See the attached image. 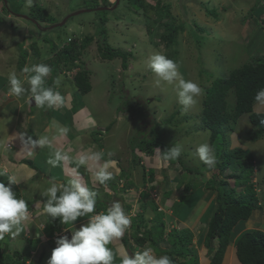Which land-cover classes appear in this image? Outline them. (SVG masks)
Listing matches in <instances>:
<instances>
[{
	"label": "rangeland",
	"instance_id": "374dc122",
	"mask_svg": "<svg viewBox=\"0 0 264 264\" xmlns=\"http://www.w3.org/2000/svg\"><path fill=\"white\" fill-rule=\"evenodd\" d=\"M109 1L112 3L114 0ZM145 1L151 5L154 4L151 0ZM3 2L6 3V0ZM162 2L170 5L171 14L177 19V23L183 25V31L181 30L177 34L175 46L172 48L176 51L174 58H169L170 51L164 47V42L160 39L165 30L163 26H159L155 22V16L152 13L144 15L141 10L136 12L131 10L124 0H121L114 10L79 14L70 17L63 26L51 29H46L45 26L57 25L68 15L85 10L84 1L33 0V5L29 8L26 7L25 0H7L13 15H9L8 10L7 13L4 12L0 6V74L8 76L10 71L15 70L18 77L21 79L23 77L24 80L26 75H31L23 73L25 67L30 68L37 64L36 61L51 58L52 54L60 51L63 45L69 43V40H77L80 43L86 35L96 36L99 31L97 30V28L99 29L98 20L106 18L108 22H106L104 36L107 35V43L123 52L132 53V57L128 59L127 71H122L120 58L112 61L100 58L97 50L99 41L95 37V40L87 46L80 58L83 68L89 72L91 92L83 96L77 92L73 76L79 70L78 68L66 73L62 71L57 75L61 78L59 86H56L53 81L52 87L60 93L63 91L65 94H69L71 108L68 110L64 105L56 106L57 112L54 107L40 108L31 105L28 98L26 101L28 110L22 111L29 113L27 127L35 130V127H39L42 122L46 121L45 119L49 123L56 119L67 123L72 117V113L83 108V115L87 122L91 125L95 123L99 128L91 137L86 136V138L90 142L96 143L99 148H103L107 154H122L126 159L131 160V166L138 165L139 161L135 159V155L140 158V154L143 153L139 152V149L144 140L150 139L157 133L167 148L176 145L182 146L181 156L177 160L180 159L185 167L200 173V175H190L189 180L206 186L205 184L212 177V171L216 165L209 167L196 155V149L200 144L209 143V131L201 127L199 119L204 89L209 88L214 79L225 78L231 71L252 63L253 58L260 56L264 58V25L261 23L264 19V0H162ZM35 6L51 15L54 18L53 23L50 21L38 22L40 24V29H38L37 22L28 20V18L31 19L28 13L31 14L32 8L35 9ZM165 22L163 21V23ZM101 37L98 35V38ZM19 44L28 54L23 67L22 63L18 64L21 59L18 57H21V53L17 52L16 46ZM30 45L32 46L30 47ZM155 52H161L169 59L173 58L178 65L179 74L185 80H192L202 88L203 95L195 106L189 107L185 111L184 106L178 102L174 88L164 81H157L147 64L148 58ZM201 70L205 73L202 72V74ZM26 82L27 80L24 81L23 86L25 89H29L30 85ZM28 92L30 91H26L21 96L23 98L15 97L12 94L6 100H2L0 97V109L9 99H17L22 102L27 95H30ZM226 101L228 110L232 109L234 106L232 92L228 93ZM11 109L12 105L9 104L0 110V137L5 128L10 127V124L14 125V121H16ZM253 112L259 114L264 112V98L254 105ZM234 130L233 134L225 133L227 149L241 148L246 154H249L250 160L241 161L240 167L246 176L249 173L250 164H252L253 173L247 180L252 185L254 183V187L258 190L257 195L263 197L264 200V137L256 142L248 141L246 134L252 130V126L248 122L247 115H243L237 120ZM35 137L36 135L33 134L32 139L34 140ZM3 138L4 136H2ZM3 143L0 139V149L3 147ZM155 151L156 154L159 153L158 149ZM142 162L144 161L142 160ZM140 166L138 168L142 170ZM144 169L150 170L146 165H144ZM159 170L163 173H160ZM159 170L157 185H153L155 192H152L157 195V198L151 201L161 208L158 211L163 214L166 232L163 238H166L172 230L186 228L183 224L185 221H195L199 214L195 210L198 203L208 196L206 199L210 198V201L207 206L210 207L216 192L198 189V194L196 193L191 198L188 197L184 207L181 210H176L173 215L170 209L172 201L164 194L168 189H172L171 197L176 200L180 190L182 193L183 189L180 185L182 183H178L176 178L181 177L179 180H184L185 176H183L184 173L180 176L181 165L179 163L169 166L162 158ZM233 172L235 171L231 165L225 173L233 174ZM144 174L147 176L146 172ZM234 179V177L233 179L226 178L230 183L234 182ZM189 180H186L185 184ZM127 194L129 195V193ZM111 198L113 199V197ZM138 206L140 207L141 204ZM261 209L264 216V202L257 210ZM153 213L155 216V210ZM205 213L207 214V212L201 214V218H199L202 220H198V224H195L191 229L194 236L207 225ZM156 217L158 218L157 215ZM248 220L237 223L232 231V236L244 233L246 228L248 231H252V227H250L252 223ZM142 223L141 219L140 225ZM156 225V221L146 224L145 228L142 227L139 231L143 233L144 230L152 229V236L157 239L155 237L160 230H155ZM256 227V231L264 232V227L261 226V229L257 225ZM198 243L196 240L194 241V244L198 245ZM231 243L228 246L231 249L227 252V247L223 257L225 260H222V264H231L235 259L234 246ZM135 252L137 251L133 253ZM28 254L33 257V253L28 252ZM115 254H117L116 251ZM115 257L120 259L118 254ZM116 258L113 264H121ZM207 258L210 261V255Z\"/></svg>",
	"mask_w": 264,
	"mask_h": 264
},
{
	"label": "trees",
	"instance_id": "16d2710c",
	"mask_svg": "<svg viewBox=\"0 0 264 264\" xmlns=\"http://www.w3.org/2000/svg\"><path fill=\"white\" fill-rule=\"evenodd\" d=\"M83 1L84 7L91 10L90 12H94L92 10L99 7L111 8L115 4V0L112 3L109 0ZM124 1L135 12L141 10L144 15L152 13L155 16V22L159 26H163L165 30L160 39L164 42V47L170 51L171 56L169 55V58H174L176 51L172 50V48L175 46L177 34L181 30L183 31V25L177 23V19L171 14L170 5L164 4L162 0H151L154 2L153 5L145 0ZM0 6L4 12L7 13L8 10V14L13 15V12L10 11V6L7 4V0L6 3L0 0ZM28 15L31 17L28 20L34 23L37 22L36 26L38 29H40L38 22L44 23L54 20L51 15L38 6H35V9L32 8V13H28ZM163 21L168 23L165 24ZM106 22H108L106 18L98 20L99 29L97 28V30L99 31L96 36L86 35L80 43L77 40H70L68 44L62 46L60 51H56L54 55L52 54L51 58L36 61L38 64H47L52 69L51 75L45 82V86L52 87L53 81L62 71L71 72L73 69L78 68L79 70L73 76V83L77 92L82 96L91 92L92 87L89 72L83 68L80 58L87 46L95 40V37L99 41L97 50L100 58L107 61L120 58L122 71H127L128 59L132 57V53L123 52L107 43V35L104 36L106 34ZM261 23L264 25V19ZM45 28L51 29L48 26H45ZM98 35L102 37L98 38ZM76 43L78 44L76 45ZM18 46H16V50L18 53H21V57H18L19 59L21 58L18 64L21 65L22 63L23 67L28 54L22 49V45L19 44ZM173 58L172 60H174ZM253 60L252 63L231 71L225 78L214 79L210 87L204 89L201 102L200 124L202 128L209 131V144L215 149L217 156L216 168L212 171V177L205 184V191L216 192L213 204L206 211L207 214L205 213L207 225L203 241L207 255H210L209 264H222L225 251L232 242L231 237L234 227L241 221H247L252 212L259 208L258 198L254 192L253 185L247 180L253 173L252 164H250L249 173L246 176H244V170L240 167L241 161L250 160L249 154H246L241 148L228 150L225 140V133L233 134L237 120L243 115H247L248 122L252 126V130L246 134L248 141L256 142L264 137V112L261 114L253 112L254 105L263 99L258 100L257 94L264 89V58L260 56L253 58ZM202 72L203 70H201ZM229 92H232L234 95V106L230 110L227 108L226 101ZM157 149L159 150L157 155L162 158V152L167 147L159 134L155 133V136L144 140L139 152L146 156H152L156 153L155 150ZM135 159L139 160L136 155ZM167 163L170 165L179 163L181 165L180 172H187L188 176L192 174L200 175L199 172H195L196 170L185 167L180 159ZM231 165L235 172L233 174L225 173ZM207 170L209 171L210 169L208 168ZM146 174L149 176V181L151 182L153 178L152 172L147 170ZM233 177L235 178L234 182L230 183V181L226 180V178L233 179ZM0 182L8 186L10 184L8 175H1ZM107 183L109 184L110 182L108 181ZM199 185L198 182L189 180L184 186V195L179 198L178 202L171 205V213L173 215L176 210H181L184 207L188 197L191 198L196 194ZM11 188L17 198H20V193L15 183L11 184ZM164 195L168 197L166 192ZM143 197L144 200L147 199L148 194L144 192ZM153 210L156 213L154 222H157L155 230H160L157 237H155L157 239L153 238L152 229L144 230L143 233L139 231L140 228H145L147 221L142 215L137 216L134 219V223H136L137 231L140 232L139 234H142V236H139L137 232V235H135L134 242L137 246L143 247L148 243L153 248L156 256L168 255L172 259L173 264H198V259L192 245L194 237L192 231L188 228L172 230L166 238H163L166 235L163 214L158 211L155 204H153ZM141 219L143 221L142 226L140 225ZM60 224L61 222L58 217L51 221V224L47 228L50 237L54 231L60 229ZM122 243L129 251H132L131 246L128 245L127 238L122 239ZM160 243L166 244L167 247L165 249L159 248ZM32 246H35V244L30 243L28 251ZM28 251L26 253L14 252L12 255H8L6 254L8 249L0 247V264H26L29 257ZM234 258L235 264H264V232L252 230L238 235L234 241ZM30 264H41V262L39 259L36 263Z\"/></svg>",
	"mask_w": 264,
	"mask_h": 264
},
{
	"label": "crops",
	"instance_id": "0c3cea01",
	"mask_svg": "<svg viewBox=\"0 0 264 264\" xmlns=\"http://www.w3.org/2000/svg\"><path fill=\"white\" fill-rule=\"evenodd\" d=\"M7 77V75L3 76L0 74V89H3L0 90V92H3V94H0L2 100H6L11 94ZM25 80L26 78L24 81ZM61 95L64 97L63 105L69 110L71 108L69 94H65L62 91ZM28 98L30 99V95H27L26 98L22 100V102L17 101V99H9L4 103L3 107L6 108L9 104L12 105L11 112L14 115L16 121H14V125L10 124V127L5 128V131L2 134L4 138L2 139V136L0 137L1 141L4 142L3 147L0 149V173L7 174L8 176H16L18 183H15V185L19 190L20 199H24L28 204L29 215L26 220L22 221L19 226L13 229V231L16 233L15 235L10 233L5 234L4 239L0 240V247L7 248L8 252H6V254L12 255L14 252L26 253V251H28L29 244L33 243L35 246L30 247L31 249H29L28 252L33 253V259H40L41 264H47L52 250L57 246V244H55L56 242L53 240L51 241L50 239L54 236V233L50 237L49 230L47 229L54 218L47 216L43 212L44 206L48 201V197L44 195V192L48 187H50V182H54L58 186H61L70 184V181L73 179H79L87 187L97 192L96 213L106 212L107 208L110 207L113 202L118 201L121 203L126 215L129 216L131 223L126 230L124 237L129 238L128 245L131 246L132 251H129L123 245L121 240L122 237L113 240L109 245H107V247L112 249L114 254L115 251L117 252L118 256L120 257V259L115 257L117 261L121 262V254L125 251L131 255L134 251H142V248L150 247L148 243L143 247H138L134 242L135 235H137V232L138 235L140 233L137 231L134 219L137 218V216L142 215V217L147 218V224L154 223L153 204L155 203L151 201V197L149 199L147 198L143 200L144 193L142 191L148 192L149 194L151 192H155V187H153V185H157L158 182V170L160 169L161 157L156 153H154L152 156L140 154L141 157L138 160L139 164L131 166V160L128 158L126 159L122 154H107L103 148H99L96 143L90 142L88 140V138L97 131L96 129L99 128L95 123L94 125H91L87 122L86 117L83 115V108H80V110L78 109L75 113H72V117L67 123H64L63 121L60 122L57 119L52 121V123H49L48 120L45 119L46 123L42 122L39 127H35V130H32V128L27 127V121L29 120L28 111L26 113L22 112L28 107L26 103ZM5 104L7 105L5 106ZM54 108L57 111V108ZM62 128L68 129L66 134H62L60 132V129ZM28 132L30 133L28 134ZM21 134H24L23 137ZM33 134L36 135L34 140L40 138L41 136H47L51 141V145L42 148L37 147L35 149H32L30 145H25L24 139H26L28 136L33 137ZM86 136L88 138H86ZM56 150L65 152L70 157V159L68 161H61L59 166L53 167L48 163V160L54 156V152ZM91 152L103 153L101 160L98 162L99 165H102L104 162L109 160L116 161L115 167L109 168V171L113 173L114 177L113 179L109 180V184L106 183L101 185L95 180L94 172L98 170V167L93 164L92 161H89L88 165L86 166H81L78 164V160L81 155H90ZM142 160L144 162H142ZM167 164L170 166L169 163ZM139 165H141L140 167H142V170H139ZM144 165H146L153 174V178L150 183H148L149 176H145L144 174L146 172ZM159 172L163 173L161 170H159ZM182 175L185 176L184 180H179L181 177L176 178L178 183H182L180 185L183 188L182 193L180 190L176 200L172 199L171 197L172 189H168L166 191V194H168L167 198L172 201V204L178 202L179 198L184 195V186L187 184H185V181L190 179V175L188 176L184 171L180 172V176ZM119 182H122V186L124 185L122 189L119 188ZM104 186H106V188L103 189ZM200 188L205 189V186L200 184L198 189L200 190ZM125 189L128 190L129 195L123 194ZM198 191H196V193ZM199 193L203 194L201 192ZM111 197H113V199ZM206 197L208 196H205L195 208L197 211L196 213L199 212L196 220H189L183 223L186 228L191 230L195 224H198V220H202L200 219L201 214L206 212L209 208L207 205L210 201V198L206 199ZM260 202L263 203L264 200L261 199ZM139 204H141L140 207L138 206ZM261 211L262 209H256L252 212V217L249 219L252 223V225H250V227H252L251 230H256V225L259 226L260 229L264 227V216L262 215ZM135 212H137L136 217L131 215ZM89 218L90 217L78 218V220L74 222V227L71 229H68L67 226L61 223L60 229L54 232H62L64 234L66 233L68 238L71 239L72 233L76 229H79L82 224L87 223ZM246 230L248 231L247 228L244 229V231ZM205 232L206 227L203 229L201 228V230L198 231V234L193 237L192 242L196 256L199 259V264H209L207 250L204 247L203 241ZM240 234L241 233L235 236ZM235 236H232L231 244H233V246L234 240L236 238ZM48 239H50V241H48ZM195 240L197 243L199 241L198 245L194 244ZM163 244L161 243V247L159 248L165 249L166 244ZM229 249H231V247H228L227 252ZM117 254H115V256ZM33 263H35V261H33ZM235 263L236 262L234 260L231 262V264Z\"/></svg>",
	"mask_w": 264,
	"mask_h": 264
},
{
	"label": "clouds",
	"instance_id": "9594fccd",
	"mask_svg": "<svg viewBox=\"0 0 264 264\" xmlns=\"http://www.w3.org/2000/svg\"><path fill=\"white\" fill-rule=\"evenodd\" d=\"M25 5L30 8L33 5V0H25ZM147 64L157 81H164L174 88L178 102L184 106L185 111L198 103L199 98L203 95L202 88L192 80H185L179 74L178 65L174 60L167 58L161 52H155L148 58ZM51 72V67L43 63L35 64L30 68L25 67L23 73L31 74L25 77L28 85H30L29 89H25L23 86L24 80L18 77L15 70L10 71L7 78L11 94L15 97H21L26 91H30V100L34 101L37 107L53 108L62 106L64 97L61 93L54 90L53 87L45 86V81ZM60 81L61 78L57 77L54 84L59 86ZM261 98H264V89L257 94V99ZM67 131L66 128L60 129L62 134H66ZM21 135L23 137L24 134ZM24 144L35 149L50 146L51 141L47 136H41L36 140L28 136L24 139ZM181 152L182 146L180 145L167 148L162 152V160L165 163L175 161L181 156ZM196 155L200 161L209 167H214L217 164L215 149L209 143L200 144L196 149ZM102 156V152L81 155L78 164L86 166L89 161H92L98 167V170L94 172L95 180L104 185L114 178L109 168H114L116 161L109 160L99 165L98 162ZM69 159L70 157L65 152L56 150L48 163L53 167H57L61 161H68ZM0 175H3V173H0ZM8 179L10 181L8 186L0 182V240L4 239L5 234L15 235L13 229L26 220L29 215L27 202L24 199L17 198L11 188L12 183H18L16 176L9 175ZM123 187L122 182H119V188L122 189ZM253 189L260 207V200L263 197L257 195L255 187ZM127 193L128 190L125 189L123 194L126 195ZM44 195L48 197V201L43 212L51 218L58 217L60 222L68 229L74 227V222L78 218L90 217L87 223L82 224L79 229L72 233L71 239L68 238L66 233L53 232L54 236L50 239L56 242L57 246L52 250L47 264H113L115 254L107 245L115 239L127 238L124 237V234L131 223L121 203L115 201L107 208L106 212L96 213V197L98 194L79 179H73L69 185L61 186L50 182V187L46 189ZM159 208L157 207L158 210ZM132 214H135V217L137 216V212ZM33 261L36 263L38 259H33L29 254L26 263L30 264ZM121 264H173V261L168 255L158 257L152 247H145L142 251H137L131 255L126 251L123 252L121 254Z\"/></svg>",
	"mask_w": 264,
	"mask_h": 264
},
{
	"label": "water",
	"instance_id": "95a60500",
	"mask_svg": "<svg viewBox=\"0 0 264 264\" xmlns=\"http://www.w3.org/2000/svg\"><path fill=\"white\" fill-rule=\"evenodd\" d=\"M119 2H120V0H115V4H114V6L112 7V8H108V7H99V8H95V9H93L92 11H98V12H101V11H107V10H114L118 5H119ZM91 10H88V9H85V10H79V11H77V12H75V13H73V14H70V15H68V17H66L61 23H59V24H57V25H53V26H51V27H49V28H55V27H61V26H63L66 22H67V20L70 18V17H73V16H77V15H79V14H83V13H87V12H90ZM30 102V104L31 105H35V103H34V101H29ZM4 106H2V108H3Z\"/></svg>",
	"mask_w": 264,
	"mask_h": 264
},
{
	"label": "built area",
	"instance_id": "2783aa9c",
	"mask_svg": "<svg viewBox=\"0 0 264 264\" xmlns=\"http://www.w3.org/2000/svg\"><path fill=\"white\" fill-rule=\"evenodd\" d=\"M257 191V193H258V190H256ZM150 197H151V199L152 200H155L156 198H157V195L155 194V193H150ZM159 210H161V208H159ZM133 216L135 215V214H132Z\"/></svg>",
	"mask_w": 264,
	"mask_h": 264
},
{
	"label": "bare ground",
	"instance_id": "6f19581e",
	"mask_svg": "<svg viewBox=\"0 0 264 264\" xmlns=\"http://www.w3.org/2000/svg\"><path fill=\"white\" fill-rule=\"evenodd\" d=\"M21 44H23V43H21ZM90 93V92H89ZM7 186V185H6ZM253 187H254V184H253ZM259 188V187H258ZM143 193H144V191H142ZM147 194H148V192H146Z\"/></svg>",
	"mask_w": 264,
	"mask_h": 264
}]
</instances>
